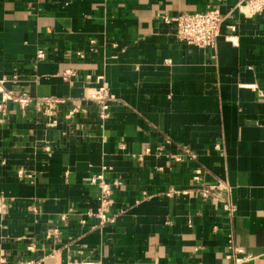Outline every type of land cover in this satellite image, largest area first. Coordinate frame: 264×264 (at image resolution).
Here are the masks:
<instances>
[{
	"label": "crops",
	"instance_id": "1",
	"mask_svg": "<svg viewBox=\"0 0 264 264\" xmlns=\"http://www.w3.org/2000/svg\"><path fill=\"white\" fill-rule=\"evenodd\" d=\"M238 1L0 0L3 89L71 102L55 127L35 104L0 109V264H227L231 242L264 264V9L245 15ZM216 5L213 48L179 41L160 18ZM100 74L113 95L102 126L84 100ZM80 104L86 113L63 117ZM184 147L197 161L173 160ZM103 165L122 181L115 221L83 224ZM195 166L229 186L233 216L197 196Z\"/></svg>",
	"mask_w": 264,
	"mask_h": 264
},
{
	"label": "built area",
	"instance_id": "2",
	"mask_svg": "<svg viewBox=\"0 0 264 264\" xmlns=\"http://www.w3.org/2000/svg\"><path fill=\"white\" fill-rule=\"evenodd\" d=\"M221 1V0H217ZM236 8L239 12L245 15H253L261 12L264 9V0H239ZM161 21L173 27L175 37L187 44H193L200 47L213 48L216 40L220 35V25L223 19V13L220 10V5L208 7L201 11L186 12L182 11L173 15H162ZM90 49L93 50L95 39H89ZM76 55L83 59L85 54L82 51H77ZM45 52L43 49H38L36 52L37 59H43ZM75 71L71 69L62 72L63 78L67 79L75 76ZM86 75V78H89ZM96 86L89 91L84 100L92 102L98 106L97 119L99 126L104 125L111 117L110 106L113 103V95L110 91L108 83L105 81L103 75L95 77ZM3 80L0 79V94L1 102L0 109H4V103L8 101L15 102L19 105L22 112H26L27 108L35 104L37 108H41L47 116V125L50 127L56 126L55 114L59 107L71 103L67 98L61 97H42L40 99H33L27 93H16L14 91H6L3 89ZM88 108L86 105H74L63 110V117L65 119H72L78 112L86 113ZM170 140H165V144H170ZM150 147H145L143 153L137 158L140 160L142 156L150 153ZM155 152L161 154L163 149L156 147ZM188 159L190 161H197V154L190 148L184 147L181 152L173 157L176 162ZM111 170L110 166L103 165L98 173L89 177V183L95 185L99 189L98 201L99 205L95 211L86 210L81 218V223H85V217H96L98 219V226L112 224L115 221L116 213L111 212L113 187L119 186L122 181L120 178L107 179L106 172ZM191 179L195 187L197 196L205 201L208 198L215 199L221 206L222 211L228 215L233 216L236 212V206L233 204L229 196V186L222 181H215L213 183H203V169L200 166H195L192 170ZM175 189L170 188L167 194L174 192ZM61 220H65V216H60ZM56 231V229L54 230ZM30 248V247H29ZM228 252L225 255L227 264H246L250 259V255H245L244 250L233 243H229ZM32 262H24L22 264H31Z\"/></svg>",
	"mask_w": 264,
	"mask_h": 264
}]
</instances>
